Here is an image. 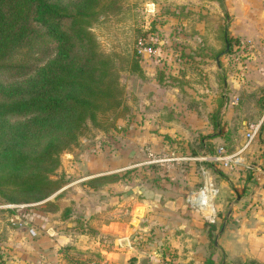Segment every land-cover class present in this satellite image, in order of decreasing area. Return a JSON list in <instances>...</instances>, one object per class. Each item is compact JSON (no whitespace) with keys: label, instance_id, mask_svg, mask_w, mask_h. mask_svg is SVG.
<instances>
[{"label":"crops","instance_id":"0c3cea01","mask_svg":"<svg viewBox=\"0 0 264 264\" xmlns=\"http://www.w3.org/2000/svg\"><path fill=\"white\" fill-rule=\"evenodd\" d=\"M228 1L230 28L223 29V40L230 30V36L240 37L239 43H246L253 50L245 54L243 62L246 65L241 74L231 75L228 80L231 92L227 99L222 97L220 89L217 90L215 81L216 88L185 87L187 94L180 93L176 86L167 84L174 79L163 80L165 76L161 70L173 73L170 60L156 57L142 65L145 81L136 111L144 118L150 115L153 130L165 131L182 142L187 140L189 130L210 134L205 143L212 145L214 151L221 145L229 151L238 150L243 145L246 126L262 116L258 88L264 85V0ZM215 69L222 71L218 57ZM181 96L188 97L191 104L181 101ZM191 98L199 101L194 102ZM205 107L210 115L213 109H220V127L225 133L214 130L210 119L203 115ZM145 121H140L139 128H145ZM165 138V135L151 132L149 145L161 151L166 144L169 147ZM160 142L164 144L155 145ZM83 148L76 146L73 152L66 154L72 156L70 164L74 167L66 169L64 177L70 180L52 195L53 198L69 196L70 200L62 197L54 211L35 208L44 201L30 205L32 208L28 209L27 219L22 220V229L12 218H9L14 223L11 226L8 219L1 222L0 258L3 262L143 264L146 260L145 264H204L215 252L213 264H264V175L258 170L264 144L260 138L243 153L245 162L252 165V169L218 165L208 168L210 178L218 188L214 223L206 221L187 204L185 197L193 191L189 189L193 183L190 179L188 186L183 182L182 187L173 186V190L172 186L96 185L92 183L93 179L121 176L127 167H119L111 156L91 153V147ZM185 156L198 161L201 167L206 163L198 159L206 156L203 153L196 157ZM137 160H141V155ZM60 163L67 165L62 156ZM79 164L85 167L81 174L75 172ZM174 164H168V167ZM164 191L170 196H163Z\"/></svg>","mask_w":264,"mask_h":264},{"label":"rangeland","instance_id":"374dc122","mask_svg":"<svg viewBox=\"0 0 264 264\" xmlns=\"http://www.w3.org/2000/svg\"><path fill=\"white\" fill-rule=\"evenodd\" d=\"M102 4V7L98 8L100 12L95 19L91 20L90 26L99 42V47L105 53L112 55L115 62L122 87L121 105L117 109L118 117L105 131L89 125V129L79 139L77 148L81 145L83 149L91 147V153L111 156L119 167H127L121 172L122 178L119 176L118 179L110 182L111 184L124 183L128 187L172 186L173 190V186L182 187L183 182L188 186L187 180L190 179L193 183L189 189L198 190L203 183L200 163L189 160L185 155L191 154L196 157L203 153L198 142L202 133L189 130L186 134L187 140L182 142V139L167 135L165 131L153 130L150 115L146 118L138 115L136 111L139 108L140 92L145 81L143 66L149 59L156 57L170 60L173 73L170 70V72L161 70L165 76L163 80L174 79L167 82L168 85L176 86L180 93L187 94L185 87L216 88L215 81L217 90L220 89L222 97L227 99V94L231 92L228 80L231 75L235 77L239 75L246 65L243 62L245 54L253 50L246 43H239L240 37L230 36V30H227V36L231 37V44L228 45L223 40V29L230 28V2L228 0H117L113 6L108 3V0H103ZM140 38H143L145 44L155 50L154 55L148 56L138 52L136 44ZM51 46V44L44 45L32 41L15 49L0 63V81L8 83L30 75L36 66L43 64L52 56ZM134 53L139 64V69L136 71L131 69V58ZM217 57L222 66L221 72L215 69ZM214 75H216L215 80ZM179 99L188 101L189 98L181 96ZM191 100L199 101L195 98ZM187 104L191 103L188 101ZM206 107L203 115L208 117L212 124L211 115L207 113ZM143 119H146V124L143 123L145 128L141 129L139 125ZM219 121L222 122L221 112ZM151 132L165 135L169 147L166 144L161 151L152 148L149 145ZM178 134L181 135V133ZM140 140L142 143H139ZM162 144L164 143L160 142L155 145L162 146ZM75 147L72 146L60 155L65 158L67 165L59 164L51 174L54 180L61 182L70 180L64 177L67 174L66 169L74 167L70 164L72 156L66 154L73 152ZM207 149L205 148L206 151ZM140 155L141 160L138 161ZM171 158L173 161H169ZM156 159L165 160L154 162ZM172 163L175 164L171 167ZM152 166H155V169H152ZM77 167L75 172L80 174L85 172V167L81 164ZM0 188L7 194L17 192L9 186H0ZM52 195L49 197L51 203L47 206L50 209H54L62 197L70 200L69 196L60 197L59 195L53 198ZM163 196H170V194L164 191ZM18 199L23 201L12 203L0 193V226L1 222L8 219L10 226L16 222L17 226L20 225L19 229L24 227L22 220L27 219L28 209L32 208L30 205H35L38 200H35L33 196H19ZM42 206L37 204L35 208ZM9 218H12L14 223ZM0 235H2L1 231Z\"/></svg>","mask_w":264,"mask_h":264},{"label":"trees","instance_id":"16d2710c","mask_svg":"<svg viewBox=\"0 0 264 264\" xmlns=\"http://www.w3.org/2000/svg\"><path fill=\"white\" fill-rule=\"evenodd\" d=\"M116 1L108 3L115 6ZM102 3L0 0V63L32 41L51 44L53 49L52 56L27 77L0 81V186L17 191L7 194L0 188V193L12 203L22 202L19 196H33L38 202L44 201L41 209L54 211L57 206L48 208L51 202L47 199L65 183L51 177L60 164V155L77 146L89 125L105 131L119 115V74L112 55L99 47L90 26ZM225 40L231 44V37L226 35ZM135 55L131 69L136 71L139 64ZM258 92L263 112L264 85ZM219 113H212V125L225 133ZM263 134L264 120L258 137L264 144ZM206 137L211 135L202 134L198 141L203 155L214 152L212 145L205 143ZM204 166L214 168L209 162ZM118 178L110 175L93 179L92 183L102 185ZM214 256L212 252L204 264H213Z\"/></svg>","mask_w":264,"mask_h":264},{"label":"built area","instance_id":"2783aa9c","mask_svg":"<svg viewBox=\"0 0 264 264\" xmlns=\"http://www.w3.org/2000/svg\"><path fill=\"white\" fill-rule=\"evenodd\" d=\"M139 53L147 54L148 56L154 55L155 50L151 46H147L140 38L136 44ZM264 120V110L262 116L253 122H250L245 129L244 136L246 137L245 143L236 151H229L225 146H218L212 154H206L200 161H209L215 165L223 168H232L241 166L245 169H252V165L245 162L243 153L249 149L252 144L258 139L260 134V127ZM165 159H156L154 162L164 161ZM258 170L264 175V154L262 157L261 165ZM203 177V184L198 190H193L186 196L187 204L194 210L201 213L204 219L210 223L215 222L216 213L214 208V200L218 194V188L214 186L208 168L201 167ZM264 190V186H263ZM1 264H7L2 262ZM93 264V263H92Z\"/></svg>","mask_w":264,"mask_h":264},{"label":"water","instance_id":"95a60500","mask_svg":"<svg viewBox=\"0 0 264 264\" xmlns=\"http://www.w3.org/2000/svg\"><path fill=\"white\" fill-rule=\"evenodd\" d=\"M245 141H246V137H244V142H243V144L245 143ZM145 263H146V260L143 261V264H145Z\"/></svg>","mask_w":264,"mask_h":264}]
</instances>
